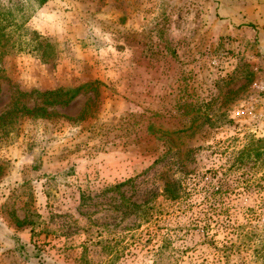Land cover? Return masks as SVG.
I'll return each instance as SVG.
<instances>
[{
    "label": "rangeland",
    "instance_id": "obj_1",
    "mask_svg": "<svg viewBox=\"0 0 264 264\" xmlns=\"http://www.w3.org/2000/svg\"><path fill=\"white\" fill-rule=\"evenodd\" d=\"M0 264H264V0H0Z\"/></svg>",
    "mask_w": 264,
    "mask_h": 264
},
{
    "label": "trees",
    "instance_id": "obj_2",
    "mask_svg": "<svg viewBox=\"0 0 264 264\" xmlns=\"http://www.w3.org/2000/svg\"><path fill=\"white\" fill-rule=\"evenodd\" d=\"M35 1H36L39 5H44L48 0H35ZM23 24H24V23H23ZM22 27H23V26H22ZM25 32H26V30H25ZM25 35H26V34H25ZM33 38H34V41H35V40L38 41V40L40 39V38H39V34H38L37 32H35ZM43 57H45L44 54H43Z\"/></svg>",
    "mask_w": 264,
    "mask_h": 264
}]
</instances>
